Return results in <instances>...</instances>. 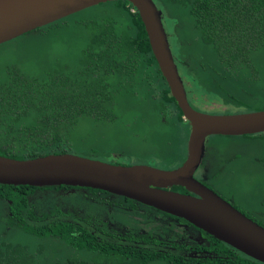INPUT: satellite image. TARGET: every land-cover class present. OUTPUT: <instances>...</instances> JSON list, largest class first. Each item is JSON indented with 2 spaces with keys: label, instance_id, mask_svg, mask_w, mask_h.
I'll return each mask as SVG.
<instances>
[{
  "label": "trees",
  "instance_id": "16d2710c",
  "mask_svg": "<svg viewBox=\"0 0 264 264\" xmlns=\"http://www.w3.org/2000/svg\"><path fill=\"white\" fill-rule=\"evenodd\" d=\"M152 1L161 11L171 55L193 101V96L219 101L224 106L220 113L264 108V76L255 64L256 53L264 50V0ZM84 9L92 12L80 19L71 13L0 44V54L23 51L22 40L38 31L40 38L64 43L62 57H70L65 65L50 58L34 72L21 56L11 55L0 68V155L22 159L65 152L71 148L68 127L79 119L109 121L120 111H145L146 120L165 135L159 137L164 147L174 153L158 157V163L175 167L184 158L188 124L169 95L137 12L126 0ZM17 39L21 42L11 45ZM150 132H143L140 143ZM263 135L211 137L257 143ZM242 145L225 150L236 149V159H250ZM67 187L0 184V264H176L170 255L137 251L133 243L97 240L101 233L96 230L105 227L98 218L105 205H98L96 191H107L80 187L82 196L93 201L77 206L80 211L73 209L68 221L72 212L54 205ZM173 189L184 192L180 186ZM253 219L264 227L261 216L255 213ZM214 243L218 256L201 264H261Z\"/></svg>",
  "mask_w": 264,
  "mask_h": 264
},
{
  "label": "water",
  "instance_id": "95a60500",
  "mask_svg": "<svg viewBox=\"0 0 264 264\" xmlns=\"http://www.w3.org/2000/svg\"><path fill=\"white\" fill-rule=\"evenodd\" d=\"M112 0H0V44L81 9ZM137 12L150 51L188 124L184 159L173 169L145 164H112L72 153L30 158L0 155V184L90 187L123 196L174 215L216 241L264 264V227L193 177L210 135L264 132V108L236 113H205L187 101L170 52L161 11L152 0H126ZM182 187L187 193L168 189Z\"/></svg>",
  "mask_w": 264,
  "mask_h": 264
},
{
  "label": "rangeland",
  "instance_id": "374dc122",
  "mask_svg": "<svg viewBox=\"0 0 264 264\" xmlns=\"http://www.w3.org/2000/svg\"><path fill=\"white\" fill-rule=\"evenodd\" d=\"M91 12L89 9H84L76 12L73 16L74 19H80L87 17ZM30 33L33 36H26L22 40L24 42L23 51L11 54L12 51L9 50L7 53L0 54V68L5 65L9 57L11 58V55L14 57L21 56L34 72L41 71L50 62V58L54 62L56 60L59 63L63 62L64 65L70 59L67 56L62 57L66 51L64 43H57L51 36L40 38L41 35L36 36L38 31ZM15 41L11 45L16 46L17 43L21 42L18 39ZM260 51L256 53L255 64L264 76V50ZM194 101L198 103L199 100ZM213 113L218 112L214 111ZM88 118H81L74 126L68 127L71 130L69 144L72 147L69 151L73 154L102 161L112 155V158L119 164L128 165L148 162L159 168L166 167L158 163V157L168 156L170 153L174 154L170 147H164L161 138H159H164L163 132L158 130L152 132V121L150 120L149 125L147 124L145 111L134 114L132 112L124 114L120 111L109 121H92ZM146 129L151 132L148 134V138L140 143L139 140ZM209 139L218 149L232 148L231 146L238 142L243 144L242 147H248V153L246 152L244 155H249L250 159L247 156L236 159L234 156L237 153L236 149L229 150V153L224 150V155L221 157L224 160H219L216 170L212 169L209 184L219 188L223 198L246 210L251 209L254 214L256 213L264 219V135L258 138L257 143L216 136ZM121 152L123 153L121 154ZM230 156H234V160L229 161ZM148 158L152 160H148ZM230 163H232L230 167L233 168V171L227 166ZM245 203H248V205ZM247 212L250 211L247 210Z\"/></svg>",
  "mask_w": 264,
  "mask_h": 264
},
{
  "label": "flooded vegetation",
  "instance_id": "af4514ba",
  "mask_svg": "<svg viewBox=\"0 0 264 264\" xmlns=\"http://www.w3.org/2000/svg\"><path fill=\"white\" fill-rule=\"evenodd\" d=\"M179 76L183 84L186 99L194 109L211 114H215L213 113L214 111H217L218 113L222 111V108L224 106L221 105V102L219 101L205 99H198V103L193 101L191 95L188 92V89H186L185 87V83L187 84V82L183 80L180 74ZM193 98L194 100L197 99L195 96H193ZM149 123L150 122H148L147 124L149 125ZM155 130V126L152 124V131ZM211 136L212 135L207 136L204 141V153L201 158L200 165L195 170L193 177L200 181L202 184L206 185L210 190L215 192V194L220 198H223L221 190L214 187L215 185L210 186L209 180L212 169L216 170L219 160H224L221 157H223L225 149H218V147L214 146L209 139ZM71 148L67 147L68 151L65 152L71 153L69 151ZM122 153L123 152H121V154ZM112 157V155L110 157H107L104 162H117ZM148 160L152 159L148 158ZM182 160H180L179 164L175 167L160 169L168 170L176 168L180 165ZM142 164L155 167L148 162H144ZM177 186L178 185H172L168 187V189L176 191L173 188ZM76 189H80V187L69 186L65 188L63 192L59 191L62 195V199L58 198L59 201L57 203H54V205L58 206L59 209L63 210L64 212L66 211V208L70 212H72L73 209L76 211H80L76 207H84L85 200L93 201L92 199H87L85 196H82V189ZM177 191L179 192V190ZM182 193L187 192L184 190V192ZM96 195L100 200L98 202V205H105V211L102 212L98 217L101 220L105 221V227L96 230L97 232L101 233V236H98L97 240H108L109 242H113V244L119 246H132L131 244L133 243L134 247L137 248V251L145 250L150 253V255L154 256L170 255L172 256V259L176 264H181L180 260H189L192 264H201V262H204L206 260L208 261L211 258H215L218 256L217 251L213 250L216 249L214 238L206 234L201 229H197L196 227L190 225L185 220L177 218L174 215L165 213L153 207L143 205L133 200H128L123 196L120 198L119 195L109 192L105 193L97 190ZM228 201L233 205L232 201ZM130 206H132L133 209ZM47 209L49 210V206L45 209V211ZM34 210L35 213H37L38 211H42L41 209L37 208H34ZM247 210L250 212H247ZM247 210L245 208H242V210L238 209V211L245 214L247 217L250 216L249 218L254 221L253 211L251 209ZM72 214V218H66L68 221L73 220L74 212H72ZM90 233L94 234V228H91ZM139 234H141L142 238L141 236H138V239L135 241L134 239H131L132 237L137 238V235ZM222 246L224 248H231L225 245Z\"/></svg>",
  "mask_w": 264,
  "mask_h": 264
},
{
  "label": "clouds",
  "instance_id": "9594fccd",
  "mask_svg": "<svg viewBox=\"0 0 264 264\" xmlns=\"http://www.w3.org/2000/svg\"><path fill=\"white\" fill-rule=\"evenodd\" d=\"M222 199H223V198H222ZM224 200L227 201L231 206H233V205H232L227 199L224 198ZM233 207H234V206H233ZM234 208H236V207H234ZM236 209H237V208H236ZM237 210H238V209H237ZM190 225H191V224H190ZM192 226H193V225H192ZM194 227H195V226H194ZM196 228H197V227H196ZM197 229H199V228H197ZM231 249H233V248H231ZM233 250L236 251L235 249H233Z\"/></svg>",
  "mask_w": 264,
  "mask_h": 264
}]
</instances>
